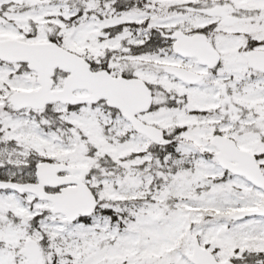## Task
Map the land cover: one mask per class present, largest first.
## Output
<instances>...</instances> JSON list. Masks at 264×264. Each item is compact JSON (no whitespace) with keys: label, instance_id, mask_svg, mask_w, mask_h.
Listing matches in <instances>:
<instances>
[{"label":"snow or ice","instance_id":"snow-or-ice-1","mask_svg":"<svg viewBox=\"0 0 264 264\" xmlns=\"http://www.w3.org/2000/svg\"><path fill=\"white\" fill-rule=\"evenodd\" d=\"M0 264H264V0H0Z\"/></svg>","mask_w":264,"mask_h":264}]
</instances>
